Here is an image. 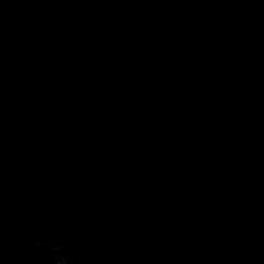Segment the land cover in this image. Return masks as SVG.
<instances>
[{
    "label": "water",
    "instance_id": "95a60500",
    "mask_svg": "<svg viewBox=\"0 0 264 264\" xmlns=\"http://www.w3.org/2000/svg\"><path fill=\"white\" fill-rule=\"evenodd\" d=\"M53 203L82 264H264V0H0V264Z\"/></svg>",
    "mask_w": 264,
    "mask_h": 264
},
{
    "label": "clouds",
    "instance_id": "9594fccd",
    "mask_svg": "<svg viewBox=\"0 0 264 264\" xmlns=\"http://www.w3.org/2000/svg\"><path fill=\"white\" fill-rule=\"evenodd\" d=\"M53 235L49 240V231ZM106 230L99 233L98 239L103 240ZM33 253H47L52 264H82V242L74 237L72 224L63 210V206L53 203L46 205L37 223L30 243ZM141 250L134 229H130L127 237L119 248V259L134 262L140 258Z\"/></svg>",
    "mask_w": 264,
    "mask_h": 264
}]
</instances>
